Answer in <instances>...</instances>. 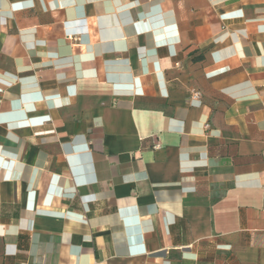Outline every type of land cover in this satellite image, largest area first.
Listing matches in <instances>:
<instances>
[{
    "label": "crops",
    "instance_id": "1",
    "mask_svg": "<svg viewBox=\"0 0 264 264\" xmlns=\"http://www.w3.org/2000/svg\"><path fill=\"white\" fill-rule=\"evenodd\" d=\"M0 264H264V0H0Z\"/></svg>",
    "mask_w": 264,
    "mask_h": 264
},
{
    "label": "built area",
    "instance_id": "2",
    "mask_svg": "<svg viewBox=\"0 0 264 264\" xmlns=\"http://www.w3.org/2000/svg\"><path fill=\"white\" fill-rule=\"evenodd\" d=\"M199 95H200V94H199L198 92H195V93H194V96H195V97H198Z\"/></svg>",
    "mask_w": 264,
    "mask_h": 264
}]
</instances>
